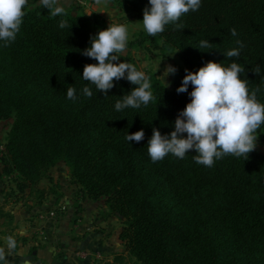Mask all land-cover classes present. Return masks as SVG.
<instances>
[{
	"label": "trees",
	"instance_id": "trees-1",
	"mask_svg": "<svg viewBox=\"0 0 264 264\" xmlns=\"http://www.w3.org/2000/svg\"><path fill=\"white\" fill-rule=\"evenodd\" d=\"M39 1L28 0L16 39L7 46L0 41V120L14 119L1 159L5 172L34 185L66 162L90 200L106 198L123 223L120 241L141 264H264V154L253 150L246 160L226 155L206 167L194 161L195 150L155 163L147 151L153 128L170 134L190 102L191 84L188 92L176 91L186 69L235 61L245 70L240 76L249 92L259 88L257 100L264 103V0H201L197 11L176 22L182 29L170 23L149 35L153 48L177 50L183 67H175L172 89L144 72L154 99L119 112L116 101L134 85L114 81L105 96L82 78L84 66L97 61L81 53L104 28L71 10L52 16ZM109 1L138 20L150 7L148 0ZM61 20L68 26L60 28ZM201 40L211 47L196 48ZM232 49L238 57L224 55ZM120 62L140 70L132 57ZM85 86L91 98L83 94ZM69 87L76 90L75 102L67 98ZM141 129L139 143L125 139ZM257 132L264 133V125Z\"/></svg>",
	"mask_w": 264,
	"mask_h": 264
},
{
	"label": "clouds",
	"instance_id": "clouds-1",
	"mask_svg": "<svg viewBox=\"0 0 264 264\" xmlns=\"http://www.w3.org/2000/svg\"><path fill=\"white\" fill-rule=\"evenodd\" d=\"M96 2L100 3L101 0ZM27 3L28 0H0V41H4L5 46L16 39ZM148 3L150 7L143 9L142 25L150 36L164 32L165 26L170 23L182 29L183 26L176 22L190 10L197 11L201 6V0H148ZM40 4L52 16L65 14L61 0H40ZM67 26V21L61 20L59 27L63 29ZM230 31L231 35H237L234 28ZM127 41L126 26L110 23L106 29L90 38V47L81 53L97 61L84 66L82 78L95 85L105 96L114 87V81L126 79L135 86L116 101L115 109L118 112L129 107L138 109L142 105L147 106L154 99L150 91V79L145 73L131 63L118 62L126 51ZM210 47L209 40H201L196 48L201 50ZM239 54L238 49H232L224 55L231 58ZM176 71L175 67L168 65L163 75H174ZM185 71L187 74L176 91L188 92L191 84L192 91L188 93L190 102L178 114L170 134L162 135L158 129L153 128L147 143L152 162L162 160L169 153L182 159L190 150L196 152L194 161L206 167H212L215 160L226 155L244 156L246 160L248 154L256 148L257 130L264 125V103L259 102L256 96L260 89L249 92L248 81L240 76L245 70L235 61L228 66L208 61L196 72ZM254 73H260L259 67ZM160 78L163 80V77ZM82 91L89 98L93 95L87 86ZM75 92L73 87L67 89V98L73 102L77 99ZM144 135L141 129L126 134L125 139L139 143ZM15 246L14 239L8 237L7 247L14 249ZM0 261L6 264L3 248H0Z\"/></svg>",
	"mask_w": 264,
	"mask_h": 264
},
{
	"label": "rangeland",
	"instance_id": "rangeland-1",
	"mask_svg": "<svg viewBox=\"0 0 264 264\" xmlns=\"http://www.w3.org/2000/svg\"><path fill=\"white\" fill-rule=\"evenodd\" d=\"M122 14H127L126 18L128 21L133 20V25H142V20L136 19L133 14ZM98 23L103 25L100 21ZM130 34L133 38L128 39L126 49L131 50L123 54L127 55L128 52L134 56L132 58L141 71L151 72L172 89L174 75L165 77L163 74L168 65L183 67L179 52L156 50L152 42L148 41L150 36L144 29H130ZM145 39L146 41H143ZM142 41L146 47L136 44ZM130 42L133 45L128 46ZM121 57L122 55L118 62L123 58ZM160 77H163V80ZM13 122V118L0 120V242L6 253V264H75L78 260L86 264H141L127 252L120 241L123 223L107 207L106 198L93 202L94 216L88 220V224H79L81 231H77L73 239L70 237L69 240L62 241V236L57 233L59 217L50 218L48 214L54 211L60 216L66 212V209L62 208L67 205L72 208L73 215L69 219L71 224L78 225L80 217H76V214L82 212L83 202L89 198L74 183L71 168L64 161L57 163L34 185L24 181L16 172L7 174L1 159ZM256 135L258 139L254 150L264 154V133L257 132ZM83 234L89 237V246L79 250L80 239L86 237ZM10 236L16 244L14 249L7 247V238ZM51 240L54 245L47 246L50 247V254L40 255L39 250ZM68 245L73 253L66 254L68 252L64 247L67 248ZM22 250L23 253H20ZM3 262L5 264V261Z\"/></svg>",
	"mask_w": 264,
	"mask_h": 264
},
{
	"label": "crops",
	"instance_id": "crops-1",
	"mask_svg": "<svg viewBox=\"0 0 264 264\" xmlns=\"http://www.w3.org/2000/svg\"><path fill=\"white\" fill-rule=\"evenodd\" d=\"M61 5L65 8V10H71L73 12V14L75 15H85L90 17L91 19L93 18V20H97L100 21L101 24H103V28L106 29L110 23H119L122 25H125L127 28V32H128V39H132L133 37L129 36L130 34V29H132V31L134 29H143V26H138V25H133V20L128 21V18H126L127 14H122V11L120 10V8L115 5L114 3L110 2L109 0H101L100 3H97L96 0L92 3V4H88V5H80L78 3V0H61ZM123 18V19H122ZM121 19V20H120ZM103 29V30H104ZM131 35V34H130ZM137 45L139 44L140 47H146L145 43H136ZM129 45H133L132 42H130L128 44ZM138 45V46H139ZM131 48V47H130ZM131 49H126V51H130ZM159 50V49H156ZM122 54V57H134L131 54ZM121 57V58H122ZM96 201H92L90 199H87L83 205V209L82 212H79L76 214V217H80L79 219V223H77L78 225H73L71 224V221L69 219L72 218V208L68 207L67 205L65 206L66 208V212L62 213L60 216H58L57 213V217H59V227H58V235L62 236V241H67L69 240L68 238L74 237V235H76L75 233L77 231H81V225L79 224H88V220L91 219L94 216V209H95V205L94 203ZM63 204H65L64 202H62ZM82 218V219H81ZM39 223V222H38ZM39 225V224H37ZM91 225V224H90ZM91 227V226H90ZM90 230V229H88ZM86 234H83V236H85ZM89 237H84L82 239H80V249H84L86 248V246H89ZM46 246H44V248L40 249V255H49L50 252V247H47L48 245H54L53 240L50 241V243H46L44 244ZM47 247V248H46ZM70 246L68 245V247H64L66 252V254L69 253H73V251H71L72 249L69 248ZM24 250H22L20 253H23ZM38 254V255H39ZM20 254H18L19 256ZM35 255L36 252H35ZM39 255V256H40ZM18 260L20 259V257L17 258ZM75 261H77V259H75ZM75 264H86V262L83 261H79L75 262Z\"/></svg>",
	"mask_w": 264,
	"mask_h": 264
},
{
	"label": "built area",
	"instance_id": "built-area-1",
	"mask_svg": "<svg viewBox=\"0 0 264 264\" xmlns=\"http://www.w3.org/2000/svg\"><path fill=\"white\" fill-rule=\"evenodd\" d=\"M94 1H95V0H78V3H79L80 5L85 6V5H88V4H92ZM62 209L65 210L66 208L63 207ZM48 216H49L50 218H56V217H57V213L54 212V211H51V212L48 214Z\"/></svg>",
	"mask_w": 264,
	"mask_h": 264
}]
</instances>
